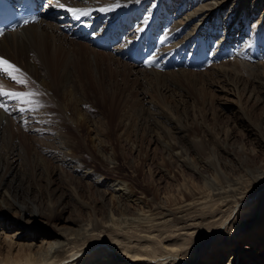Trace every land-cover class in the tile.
I'll list each match as a JSON object with an SVG mask.
<instances>
[{"label": "bare ground", "instance_id": "bare-ground-1", "mask_svg": "<svg viewBox=\"0 0 264 264\" xmlns=\"http://www.w3.org/2000/svg\"><path fill=\"white\" fill-rule=\"evenodd\" d=\"M113 3L119 7L99 10ZM65 6L88 10L111 28L133 18L130 39L156 33L160 26L156 54L165 65L143 68L122 59L118 48L98 50L61 32L52 19L0 36V56L30 78L27 88L6 76L0 84L16 91L37 89L53 104L57 101L50 99L59 91L74 130L47 119L49 107L40 98L42 107L35 112L21 114L14 101H8L10 114L0 109V239L19 248L0 264H264V0H70ZM99 62L107 63L106 71L143 81L158 97L154 103L141 94L133 122L137 131L152 134V144H162L165 163L179 171L155 164L153 153L142 154L138 135L131 149L141 156L139 164L149 160L153 175L174 184V195L136 197L126 180L78 155L95 150L115 160V153L105 155L111 141L106 124L94 138L81 135L89 132L95 115L80 104L87 101L90 84L105 87ZM206 89L208 101L198 98ZM219 94L231 97L230 117L218 105ZM221 116L227 122L216 127ZM197 120L200 137L190 134L188 124ZM173 132L180 135L176 140ZM127 135L121 132L120 140H129ZM186 142L203 144V158L193 157ZM21 152L32 160L45 152L57 164L30 171L32 179L43 182L45 198H31L25 175H19ZM57 176L69 185L66 191L55 183ZM19 186L28 190L21 193ZM90 191L96 198H85Z\"/></svg>", "mask_w": 264, "mask_h": 264}, {"label": "rangeland", "instance_id": "rangeland-1", "mask_svg": "<svg viewBox=\"0 0 264 264\" xmlns=\"http://www.w3.org/2000/svg\"><path fill=\"white\" fill-rule=\"evenodd\" d=\"M99 63H101V62H99ZM106 64L107 63H101L100 64V66H102V69L105 70V71H103L104 76H102V77H104L103 85L105 87L101 89V87L99 85H91L90 84L91 87L90 88L88 87L89 90L87 91V93L89 92V94L87 95V101L83 102V104L82 103L80 104V106L88 108V110H90V112L95 115L93 118V121L91 122L92 127H89V129H88L89 132H86V130L85 131L82 130L81 135H83V137H85L86 134L88 133L89 139L94 138L95 133H97V132L103 133V130H104L103 124H104V126L107 125V127L109 128V129L107 128V130H108V134L110 136L111 141H109V151L107 150L105 155L107 157L111 156L110 155V151H111V153H115V160H113L112 162L111 161L109 162L106 159H104V157H102L101 155H98L95 152V150L94 151L93 150H91V151L90 150L89 151L80 150L78 152V155L83 159V162L88 163L89 165H91L95 169H97L101 172L107 173V174L109 173L110 176H113L114 178L116 177L119 179L126 180L127 183H130V186L132 188L131 190L136 195V197H139V198L143 197L144 198V196H146V198H152V197L163 198V197H166V196L171 195L173 193L175 194L176 192H175V189L173 188L174 184L172 182H170L169 180H167L166 177H163L161 175H156V174L153 175L152 172L155 169V168H153L154 165L157 163H158V166H162L165 169L168 168L169 172H171V171H177L178 172L179 168L175 165H172L171 167H169L166 164L167 160L162 157L163 156V150L161 148V147H163L162 144H159V145L152 144L151 143V141L153 140L152 134L146 135V133H144V131H141V129L137 131V128L135 126L136 122L135 123L133 122L135 120L134 119V116L136 115L135 113H137V112H135V108H136V105L138 104L137 101L140 98V95L141 94L149 95L151 102L154 101V103L160 102V101H158L159 100L158 97L153 92V90H151L152 88H150V86L148 84L144 83L143 81H139V80L135 81L133 77L126 79L124 76L122 77L121 74H116L115 72L106 71V68H105L107 66ZM197 72H199V71H197ZM209 90L210 89L203 90L202 94H198V98H201V99L203 98V100L204 99L207 100L208 95H209ZM57 93H58L57 96H52V99H50V100L54 99V101L55 100L57 101V103H54V104L52 103V101H47L46 99H44V95H41L38 98L42 99L43 101L45 100L44 102H46L48 107H49L48 113L45 114L47 119L52 118L51 122H53V124H55L57 122V123H59V125L63 126L67 131H69L70 133H73L74 130L72 129V127H69V121L67 120V118L69 116V111L63 110L65 107V103H66L65 98H64V96L62 97V93H60L59 91H57ZM190 95L193 96V93H191ZM56 97H57V99H56ZM81 99H82L81 94H79V96L77 97V100H81ZM230 99H231L230 96L223 95V94H219L217 99H216V100H218V105L220 107H222L224 109V111L226 112V113H224V115H226L227 117L231 116V113L229 111H230V109H232V106H231L232 102ZM196 100H197V98H196ZM206 100H205V102L208 101V100L207 101ZM160 104L158 106H160ZM207 109H208V107L205 108L204 110L207 111ZM210 111L211 110L207 111V118L211 117V115H209ZM214 111H218L217 108H214ZM259 112L260 111H258L257 114ZM71 113H72V111L70 110V114ZM86 113H87V111H86ZM226 116L225 117L221 116L220 120L218 121V123L215 124V126L218 127L219 125L223 126L224 124H226V122H227ZM181 122L178 121L179 125L183 126L184 124H183V122L181 124ZM132 124H134V125L132 126ZM151 124H152V122H151ZM188 124H190V126H191V127H189V129L191 130L190 134L191 135L194 134V135L200 137L201 134L199 133V128L197 127L195 129V127L197 126L196 124L202 125L200 120L189 121ZM127 127H129V128H127ZM92 128H94V130H96V131L94 132ZM13 129L14 128H12V133L14 132V134H16V136L18 135L17 140H19V143L22 144L21 145V147H22L24 145L23 139L20 138L19 133L16 130V128L14 130ZM193 131H195V132H193ZM235 131H237V130H235ZM121 132L124 133L125 138L128 137L127 134H129V135L131 134V137H129V140H125L126 142H122L120 140V137H119ZM125 132H126V134H125ZM173 133L174 134L172 135V137H174V140H176V138H178L180 135H178V137H177L176 133L175 132H173ZM234 133L236 134L238 132H234ZM91 135H92V137H91ZM136 135H138V139H140V138L143 139L141 153L144 154L148 151L149 157H151L152 153H153L155 155V157H154V163L155 164H151V162H149V160L145 164H143V163L139 164V162L141 163V158H140L141 156L139 157V155H136L134 150L131 149L132 144H133V142L131 140H133ZM236 135L238 138L241 137L240 133H239V135L238 134H236ZM139 136H140V138H139ZM243 140H244V143H246V145L250 144V142L247 139H243ZM179 141H182V140H179ZM88 142L90 143V140ZM189 143L191 146L189 145ZM38 144H37L38 146L44 145L43 142L42 143L40 142ZM186 147L190 148L189 150L194 155V156L191 155V157L193 156L196 158V156L198 157V155H199L203 158V156H202L203 152L206 153V149H204L205 147H203V144L200 145V144H195V143L193 144V142H186ZM199 148H201V149H199ZM120 149H121V151H120ZM40 153H41V155H40V158L38 160H32L31 158H28L27 155L24 154V152H21V154L19 156V161H18L19 175L20 176L25 175V178L27 180V185L29 186V190L31 189V193L33 194V195H31L32 196L31 198H41V197L45 198V197H44V187H42L43 182H40V180L38 181V179H35V180L32 179L29 176L30 171L34 167H37V166L40 167L41 165L42 166L44 165L45 168L49 171L52 168V166L56 167L55 165H57V164L52 165L48 155L44 154L45 152L44 153L40 152ZM158 160H159V162H158ZM164 160L166 161V163ZM161 161L163 162V164L161 163ZM138 165H140V166H138ZM148 168H149V170H148ZM149 172H151V173H149ZM184 175L187 176L188 173H185ZM187 177L189 178V176H187ZM187 177H186V179H187ZM196 181L198 182V180H196ZM55 183L57 184V186L59 188L65 190V191L69 186V185L67 186V185L63 184V182L59 176H57L55 178ZM36 184H38V185H36ZM21 190L27 191L28 187L24 186L22 188L19 186L18 191L21 192ZM83 190H84V188H82L81 192ZM172 190H173V192H172ZM90 193H91V197H90V194H88L89 196L85 197V198H94V197L96 198V196L92 193V191H90ZM36 195H38L40 197H37ZM24 199L27 203L28 198H24ZM70 203L75 204L72 201ZM70 206L71 205H69V207H66V212H67V214L69 213L68 216L71 217V216H73V214L71 213L72 210H71ZM11 213H13V211ZM36 229H38L42 232H45L47 228L46 229L36 228ZM12 245L8 246V244L4 243L2 241V239H0V260H4L8 257L12 258L18 254V249H19L18 246H16L15 244L13 246ZM8 248H10V249H8Z\"/></svg>", "mask_w": 264, "mask_h": 264}, {"label": "snow or ice", "instance_id": "snow-or-ice-1", "mask_svg": "<svg viewBox=\"0 0 264 264\" xmlns=\"http://www.w3.org/2000/svg\"><path fill=\"white\" fill-rule=\"evenodd\" d=\"M66 3H70V0H55L56 7L66 10L76 18L82 16H89L90 12L85 9H80L76 7H66ZM114 7H119L118 3L110 4L109 8H101L100 11L111 10ZM30 21L25 19L23 23L27 25ZM0 35H3V30L0 29ZM10 78L11 81L15 82L17 85L24 86L27 88L30 83V78L27 77V74L20 69L16 64L10 62L8 59L0 56V78L3 77ZM34 83V82H32ZM43 95L37 89H28L26 91H16L11 89H5L3 84H0V109H3L4 112L10 114V107L8 101H14L15 104L13 107L20 112L21 114L26 112H35L42 107L39 96Z\"/></svg>", "mask_w": 264, "mask_h": 264}]
</instances>
